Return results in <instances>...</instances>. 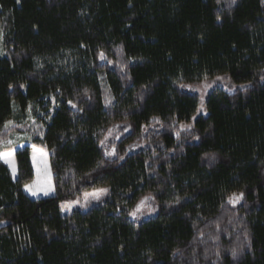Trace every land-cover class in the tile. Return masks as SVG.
I'll use <instances>...</instances> for the list:
<instances>
[{
	"label": "trees",
	"instance_id": "obj_1",
	"mask_svg": "<svg viewBox=\"0 0 264 264\" xmlns=\"http://www.w3.org/2000/svg\"><path fill=\"white\" fill-rule=\"evenodd\" d=\"M0 30V142L39 121L15 181L0 159V264H264V0H0ZM226 74L248 85L191 124L185 85ZM34 147L46 199L23 190ZM150 195L157 215L132 221Z\"/></svg>",
	"mask_w": 264,
	"mask_h": 264
},
{
	"label": "rangeland",
	"instance_id": "obj_2",
	"mask_svg": "<svg viewBox=\"0 0 264 264\" xmlns=\"http://www.w3.org/2000/svg\"><path fill=\"white\" fill-rule=\"evenodd\" d=\"M3 40V33L0 30V48L1 43ZM1 50V49H0ZM248 84H236L228 74L226 75H216L214 78L211 79H205L203 83L196 84V85H185V89L190 93H195L199 96L198 101V109L196 113L194 114L192 118L191 124H193V121L202 115H207V99L211 93L215 91V89H219L224 92L233 93L238 90V88L245 87ZM43 113L37 112V116L41 117ZM15 123H18L20 125V129L23 130L22 132H16L11 135V137L8 140L1 141L0 142V153H11L12 155L8 157L9 162H5V158H0L11 170L12 176L14 181L18 177V167L16 162L15 153L17 150L22 149L26 146L32 145L33 140V133H36L39 129L38 124L39 121L33 112L32 109H29L27 111V114L24 115L22 119H15L9 123V126L12 127L16 125ZM23 124H28L27 128L30 129L29 131L25 130L23 127ZM183 127H189L190 124L186 123L182 125ZM120 130L119 127H113L108 134L106 141L110 143L113 139H119L120 138ZM106 148V147H105ZM112 154V153H111ZM32 166L35 173V178L32 182L27 184L26 186L33 187V190L36 189V187H41L48 191V194L45 195L43 191H39L37 195H32L28 190H26V186H24L23 190L24 192L32 199H46L49 197H52L55 195V188H54V182H53V173L51 171V165H50V153L47 149L43 148H33L32 149ZM106 190V191H103ZM111 189L105 188L104 189H97L92 190L89 192H85L80 198L65 202L61 204V214L63 216L70 215L73 213L74 210H88L90 209L94 204H97L98 202L102 201L107 195H109ZM237 196L239 194H236ZM233 196V195H232ZM231 196V197H232ZM243 198V197H242ZM141 201H143V206L141 207L140 211L137 212V206L141 204ZM242 202V199L239 200L237 203L230 202L233 206L237 207ZM130 218L134 222H140L141 220H149L157 215V209L154 207V198L152 195L144 197L142 200H140L138 203H136L132 210H131ZM136 212V215L133 216L132 213Z\"/></svg>",
	"mask_w": 264,
	"mask_h": 264
},
{
	"label": "snow or ice",
	"instance_id": "obj_3",
	"mask_svg": "<svg viewBox=\"0 0 264 264\" xmlns=\"http://www.w3.org/2000/svg\"><path fill=\"white\" fill-rule=\"evenodd\" d=\"M233 3H235V0H232ZM101 58H103V54H101ZM12 154L9 152V153H0V158H5V162H9L8 161V157H10ZM26 190H28L32 195H37L39 191H43L45 195L48 194V191L41 188V187H36L35 190H33V187H30V186H26ZM103 191H106V190H103ZM243 197V193L239 194L238 196L236 194H233L232 197L229 198V201L232 202V203H237L239 202L240 199H242ZM143 201H141V204L137 206V212L140 211L141 207L143 206ZM133 216L136 215V212H133L132 213ZM232 255L235 257L237 255V251L236 249H233L232 250Z\"/></svg>",
	"mask_w": 264,
	"mask_h": 264
}]
</instances>
